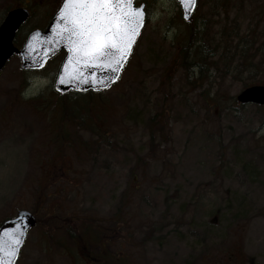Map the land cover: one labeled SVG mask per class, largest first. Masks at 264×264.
Masks as SVG:
<instances>
[{"label":"rangeland","instance_id":"rangeland-1","mask_svg":"<svg viewBox=\"0 0 264 264\" xmlns=\"http://www.w3.org/2000/svg\"><path fill=\"white\" fill-rule=\"evenodd\" d=\"M27 1L18 46L62 2L0 0V22ZM140 1L132 55L95 93L100 117L85 118L100 133L68 124L71 145L52 136L63 120L43 103L62 101V54L41 71L14 56L0 74V222L21 209L39 219L18 264H264V106L233 98L264 84V0H198L191 25L177 0ZM199 46L215 64L189 81L182 50ZM155 118L166 130L151 140Z\"/></svg>","mask_w":264,"mask_h":264},{"label":"water","instance_id":"water-1","mask_svg":"<svg viewBox=\"0 0 264 264\" xmlns=\"http://www.w3.org/2000/svg\"><path fill=\"white\" fill-rule=\"evenodd\" d=\"M177 1L182 8L183 18L186 21L191 20L197 6V0H195L194 4L190 3L189 0H184L183 3L181 0ZM140 5H143L145 14L143 26L139 29V34L146 22V4L142 2ZM58 10L44 29L32 30L21 47H18L14 40L21 26L29 19L30 11L25 7H17L11 9L7 13L3 22L0 24V73L6 63L14 55L20 56L22 69L41 70L45 68L48 62L59 52L65 51L54 83L57 92L62 94L70 91L83 93L89 90L107 89L109 86L116 83L132 53L139 35L135 37V42L131 46V52L118 72H112L105 67H90L84 64H77L74 60L69 62V57L72 54L68 51V48L64 46L63 41L57 36V33L61 31V27L63 26V21L58 17ZM42 47L47 50L50 55L44 60L41 66H38L43 56L41 51ZM76 76L80 78L76 79ZM61 77L67 82L61 83ZM236 99L241 104L253 103L264 105V84H255L244 88L236 96ZM36 223L37 219L34 214L25 209L19 210L16 216L3 221L0 225V236L3 237L5 251H7L9 245L12 244L14 237H20L22 240L19 246L20 253L27 237L28 230ZM19 253L15 259V264L19 257Z\"/></svg>","mask_w":264,"mask_h":264},{"label":"snow or ice","instance_id":"snow-or-ice-1","mask_svg":"<svg viewBox=\"0 0 264 264\" xmlns=\"http://www.w3.org/2000/svg\"><path fill=\"white\" fill-rule=\"evenodd\" d=\"M189 2L194 4L195 0ZM144 14L138 0H63L58 10L63 26L57 36L72 54L69 62L74 60L77 64L118 72L139 35ZM41 51L43 56L38 66L50 55L43 47ZM60 82L67 81L61 77ZM21 243L20 237H14L5 251L0 236V264H15Z\"/></svg>","mask_w":264,"mask_h":264},{"label":"trees","instance_id":"trees-1","mask_svg":"<svg viewBox=\"0 0 264 264\" xmlns=\"http://www.w3.org/2000/svg\"><path fill=\"white\" fill-rule=\"evenodd\" d=\"M18 5H20V4H18ZM8 9H7V11H8ZM193 36H194L193 32H191V37H193ZM202 51H204V50H202V48L200 46H199V50L194 51L192 55L189 52V50H187V51L182 50V56H183L182 57V67L185 69L186 76H187V79L189 81L192 79V75H191L192 68L195 70L198 69V71L200 72L198 74L202 78L204 75L207 74V72L210 69V66H212V64L213 65L215 64V62H211V61L207 62L206 57H204V54ZM251 60H254V59L251 58ZM95 93H97V91H89L87 93L71 92V93H67L65 95H60L57 93L60 96V98L62 99L61 102L52 104V101H48V102L43 103L44 106H47L44 109L46 112H48V114H50V115L56 114V116L61 117L63 120V122H58V123L54 122L52 124V127H53L52 136L53 137H55V136L59 137V141H61L63 144L71 145L70 144L71 143L70 135L66 131V128L70 125L71 126H77V127L83 128V129H87L93 134L100 133V130H101L100 125L98 126L95 122H92V121L89 123H85L86 117L91 118V119H94L95 116L100 117V116L94 114L93 109L91 108V105L95 103V99H94ZM73 96H74V98H73ZM70 98H73V100H71ZM83 98L87 99V100H84V101H86L84 103L82 101ZM233 98L235 100V103L237 104L238 109H240L244 106V104L238 103L236 101L235 97H233ZM258 107H262V106H258ZM79 118L81 120H79ZM159 120H160L159 118H155L153 121V124L151 126V131H150L151 140L156 139L158 136L157 134L165 135L164 132L166 130V126L164 125V123L162 121H159ZM81 145H82V148L85 149V148H87L88 143H87V141L83 140ZM76 148H81V147L79 145V147L77 146ZM220 212H221V208H217V210L215 211V214H217V213L220 214Z\"/></svg>","mask_w":264,"mask_h":264},{"label":"flooded vegetation","instance_id":"flooded-vegetation-1","mask_svg":"<svg viewBox=\"0 0 264 264\" xmlns=\"http://www.w3.org/2000/svg\"><path fill=\"white\" fill-rule=\"evenodd\" d=\"M73 233H74V232H71V235H73ZM88 256H90V255H88ZM92 259H93V258H92ZM88 262H89V261H88ZM90 263H92V262H89V264H90ZM105 263H106V262H105ZM102 264H104V263H102ZM110 264H114V263L111 262Z\"/></svg>","mask_w":264,"mask_h":264}]
</instances>
